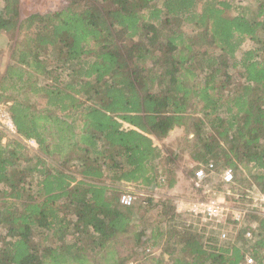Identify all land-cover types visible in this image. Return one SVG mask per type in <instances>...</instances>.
Returning <instances> with one entry per match:
<instances>
[{
	"label": "trees",
	"instance_id": "1",
	"mask_svg": "<svg viewBox=\"0 0 264 264\" xmlns=\"http://www.w3.org/2000/svg\"><path fill=\"white\" fill-rule=\"evenodd\" d=\"M0 40L15 127L0 128V264H264L254 211L222 239L168 194L120 201L173 189L185 155L192 174L215 164L206 184L227 200L264 191V0H70L22 20L0 0ZM175 128L165 155L153 138ZM226 168L233 184L215 181Z\"/></svg>",
	"mask_w": 264,
	"mask_h": 264
},
{
	"label": "built area",
	"instance_id": "2",
	"mask_svg": "<svg viewBox=\"0 0 264 264\" xmlns=\"http://www.w3.org/2000/svg\"><path fill=\"white\" fill-rule=\"evenodd\" d=\"M27 4L28 9L31 7L33 10L44 9L48 12H56L65 9L70 0H24ZM35 11L34 13H42V11ZM0 109H3L0 107ZM4 117L5 119H2ZM0 123L2 127L7 128L11 132L15 133V127L12 122L9 111H3L0 113ZM215 171V164L210 162L207 167L197 168L193 178L194 187L199 189V196L195 199H184L180 198L177 203V211L181 213H187L198 217L203 224H209L211 227L216 228L217 226H222L221 228V238L225 239L228 237V233L224 225L228 223L230 217L231 220L238 222L240 225L245 216L251 212H255L257 215L264 218V191L257 190L254 193V201L250 206L242 207L239 209L231 207L226 199V196L221 192L213 189L211 186L206 184L207 179ZM221 181L230 185L235 182L234 174L232 169H223L219 174ZM137 195L131 192H124L121 195L120 201L124 205H131L137 200ZM257 227V222L253 220L246 227L245 236L251 238L253 230ZM150 251V250H149ZM246 264H254V260L247 256Z\"/></svg>",
	"mask_w": 264,
	"mask_h": 264
},
{
	"label": "rangeland",
	"instance_id": "3",
	"mask_svg": "<svg viewBox=\"0 0 264 264\" xmlns=\"http://www.w3.org/2000/svg\"><path fill=\"white\" fill-rule=\"evenodd\" d=\"M236 1H241V2H246V0H236ZM29 7H27V4H25L24 0H20V19H24L27 16L33 14L37 9L33 10V8L31 7L30 9H28ZM37 11H42V13H44L46 11V8L44 7V9H39ZM189 30V29H188ZM1 41V40H0ZM252 46V42L248 41L245 44L246 48H249ZM1 49L3 50L2 52H0V73H2V70L4 69V66H6L9 62V56H10V49L6 43L3 44V41L0 42V51ZM0 107L3 109H0V113H2L3 111H8L7 107L4 104H0ZM2 119H5L4 117H1ZM2 123V122H0ZM125 127H128L129 125L124 124ZM0 128L4 129L6 132L8 133H14L11 132L10 130H8L7 128L2 127V125L0 124ZM183 135V129L182 128H175L173 129L167 138L165 139H154V143L155 145H157L158 147H160L163 151V153L165 155H168L169 149H175V151L178 150V139ZM29 144L33 147H36V143L34 141H29ZM162 166V165H161ZM177 175H178V183L176 184V186L173 189H170L168 191H166L163 187L161 188H156L153 193L151 194L148 189L139 187L137 185L134 184H129L126 186H131V188H125L126 186L123 187V192H131V193H135V195H137V197H145L148 194L155 196L156 198H159L165 194L170 195L171 197L174 198V203L176 205L177 201L180 198H184V199H195L197 198L198 195L196 196H188L190 195L191 191H193L192 186L194 187L193 184V178H194V174L191 173V165L188 159V156L185 155L184 157L180 158L177 160ZM162 170V168H160ZM220 178L219 174L217 175V179L215 181H218ZM239 187V186H238ZM225 188V187H224ZM223 192V190H222ZM221 192V193H222ZM257 192V190H253L250 189L249 186H240L239 188H235V191L233 193L229 192L228 195L230 196V199L227 200L228 204L236 209L242 208V207H246V206H250L253 201H254V197H256V195H254V193ZM223 194V193H222ZM225 195V194H224ZM137 198V199H138ZM239 204V205H238ZM202 223V222H201ZM203 224V223H202ZM240 228L239 227H234V226H227L226 227V231L229 235H233L234 233H236ZM151 250V252L149 251ZM148 250V248L146 249V251L148 253H152V254H160L161 250L159 248H150ZM129 264H136L135 262H130Z\"/></svg>",
	"mask_w": 264,
	"mask_h": 264
},
{
	"label": "crops",
	"instance_id": "4",
	"mask_svg": "<svg viewBox=\"0 0 264 264\" xmlns=\"http://www.w3.org/2000/svg\"><path fill=\"white\" fill-rule=\"evenodd\" d=\"M153 139H155V138H153ZM125 186H126V185H125ZM127 187H128V188H131V186H126L125 188H127ZM123 193H124V192H123Z\"/></svg>",
	"mask_w": 264,
	"mask_h": 264
}]
</instances>
